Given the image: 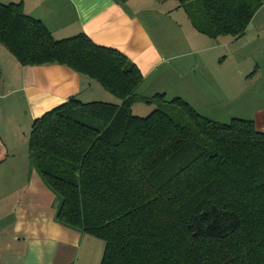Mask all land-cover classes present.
<instances>
[{"label":"trees","instance_id":"16d2710c","mask_svg":"<svg viewBox=\"0 0 264 264\" xmlns=\"http://www.w3.org/2000/svg\"><path fill=\"white\" fill-rule=\"evenodd\" d=\"M180 2L213 39L243 37L264 5ZM0 43L24 66H67L123 101L71 98L30 136V157L63 198L58 220L103 240L102 264H264V133L253 120L138 96L145 77L127 56L85 34L56 40L22 4L0 3ZM139 101L156 109L136 116Z\"/></svg>","mask_w":264,"mask_h":264},{"label":"crops","instance_id":"0c3cea01","mask_svg":"<svg viewBox=\"0 0 264 264\" xmlns=\"http://www.w3.org/2000/svg\"><path fill=\"white\" fill-rule=\"evenodd\" d=\"M0 3L22 4L56 40L85 34L120 51L145 77L140 97H181L214 121L253 120L264 133V5L243 37L213 39L180 0ZM71 98L123 103L67 66H24L0 43V264H102L106 243L58 220L63 198L30 157L34 122Z\"/></svg>","mask_w":264,"mask_h":264},{"label":"rangeland","instance_id":"374dc122","mask_svg":"<svg viewBox=\"0 0 264 264\" xmlns=\"http://www.w3.org/2000/svg\"><path fill=\"white\" fill-rule=\"evenodd\" d=\"M172 98H174V97H172ZM155 109H156L155 105H151V104H147L143 101H139L133 106V113L139 117H148L149 115H151L154 112ZM199 113L201 115L207 117L205 110H203L204 114L201 112H199ZM228 121H230V120H228ZM225 123H230V122H225Z\"/></svg>","mask_w":264,"mask_h":264}]
</instances>
